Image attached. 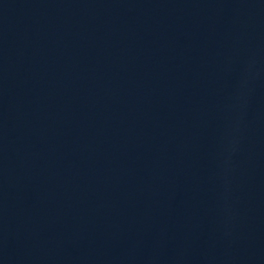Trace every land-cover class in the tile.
<instances>
[{"label":"water","instance_id":"water-1","mask_svg":"<svg viewBox=\"0 0 264 264\" xmlns=\"http://www.w3.org/2000/svg\"><path fill=\"white\" fill-rule=\"evenodd\" d=\"M0 264H264V0H0Z\"/></svg>","mask_w":264,"mask_h":264}]
</instances>
